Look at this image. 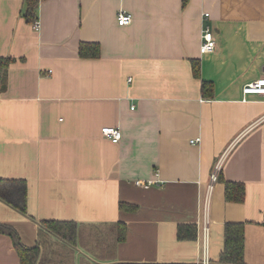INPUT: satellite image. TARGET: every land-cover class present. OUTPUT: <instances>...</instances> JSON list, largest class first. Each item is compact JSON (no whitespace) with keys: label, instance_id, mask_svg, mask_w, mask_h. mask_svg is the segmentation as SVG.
Instances as JSON below:
<instances>
[{"label":"crops","instance_id":"1","mask_svg":"<svg viewBox=\"0 0 264 264\" xmlns=\"http://www.w3.org/2000/svg\"><path fill=\"white\" fill-rule=\"evenodd\" d=\"M24 10L0 0V58L12 59L0 83V179L26 183V213L0 199V222L38 246L36 264H199L204 217L209 264H223L228 222L244 224L245 264H264V94L242 92L264 78V0H39L36 31ZM120 10L130 23L117 24ZM205 25L216 46L200 53ZM81 41L99 56L80 57ZM224 180L244 185L241 202L225 200ZM42 220L75 222L82 242ZM181 224L195 237L178 239ZM0 264H20L1 233Z\"/></svg>","mask_w":264,"mask_h":264},{"label":"trees","instance_id":"2","mask_svg":"<svg viewBox=\"0 0 264 264\" xmlns=\"http://www.w3.org/2000/svg\"><path fill=\"white\" fill-rule=\"evenodd\" d=\"M24 16L27 22L32 23L36 18V9L39 0H23ZM78 54L80 57H97L100 54V47L97 42L81 41L78 45ZM12 61L11 58H0V83L6 67ZM192 72L195 76L199 75V63L197 60H191ZM201 92L204 97H212L213 85L209 81L201 82ZM218 178V174L216 179ZM244 185L240 182L224 180V197L227 201L241 202L244 198ZM0 199L12 206L19 212L26 213V183L18 179H0ZM128 205L120 203L121 209H128ZM41 227L49 233L55 235L62 241L76 245L82 242L80 227L70 220H42ZM118 229L115 241H122L125 238V224L118 222ZM0 233L9 236L19 257L20 264H36L39 257V248L35 246H26L21 243L15 228L7 223L0 222ZM194 225H179L177 228V238H194ZM219 263L223 264H245L244 262V224L242 222H228L223 230V248L220 252ZM83 264H93L83 262ZM116 264H195L187 262H119Z\"/></svg>","mask_w":264,"mask_h":264},{"label":"built area","instance_id":"3","mask_svg":"<svg viewBox=\"0 0 264 264\" xmlns=\"http://www.w3.org/2000/svg\"><path fill=\"white\" fill-rule=\"evenodd\" d=\"M205 13L204 16H207ZM131 21V14L120 10L116 15V22L118 25L123 26ZM33 29L39 30V20L36 18L32 23ZM216 46L215 38L208 25H205L202 29L201 43L199 47L200 53H209L214 51ZM243 94H264V78L257 79L246 83L242 88ZM101 134L109 139L113 143H117L121 139V131L118 126H103L101 128ZM199 138L190 140L191 143H196ZM217 177V170L212 173L211 181L214 182ZM134 185L137 187L148 188L151 185L157 184V180H134ZM209 222L206 217L203 218L200 224L201 242H202V257L199 264H209L208 258V240H209Z\"/></svg>","mask_w":264,"mask_h":264}]
</instances>
